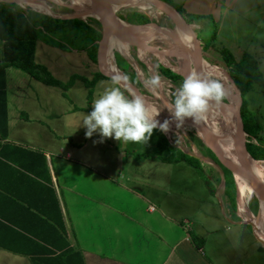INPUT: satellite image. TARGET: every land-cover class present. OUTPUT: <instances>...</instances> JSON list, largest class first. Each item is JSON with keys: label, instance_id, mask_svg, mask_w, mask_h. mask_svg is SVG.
I'll use <instances>...</instances> for the list:
<instances>
[{"label": "crops", "instance_id": "0c3cea01", "mask_svg": "<svg viewBox=\"0 0 264 264\" xmlns=\"http://www.w3.org/2000/svg\"><path fill=\"white\" fill-rule=\"evenodd\" d=\"M174 1L183 8L187 17L194 16L192 24L197 29H209L208 17L217 22L216 36L219 41L217 39L216 41L222 47H225L223 42L239 41L242 38V41L234 44L246 47V39L255 35L253 32L264 24V0ZM36 43L33 55L36 51ZM2 49L1 43L0 62ZM12 69L15 68L8 67L5 70L7 135L0 141V146L3 145L1 150L3 156L0 157L11 162L9 164L13 166L10 171L0 168V214L9 222L25 227L33 234L44 236V229L38 226L37 221L30 214L20 213L21 206H41L42 210H51V215L56 219L54 203L56 199L69 245L80 253L84 264H249L248 260L251 261L250 264H264V246L257 239L254 230L241 222V220L246 221L240 214L237 184L234 193L235 209L231 214L233 217L227 216V220H224V224L219 227H217L218 221L223 218L217 215L213 220L200 221L195 232L201 236L203 243L200 245L198 243L197 246L192 242L193 239L188 238L189 227L188 230L181 228L183 232L166 228L159 234L155 230L149 233L135 232V226L132 225L133 222L129 217L119 223V205L116 209H112L110 205L113 200L119 203V198L111 196L100 202L93 201L95 190L90 185L88 177L78 172L79 166L87 167L78 160H72V155L77 154L72 148H68L69 150L65 148L67 150L63 159L52 158L53 154L57 158L56 154L63 152V138L65 136L72 138L57 130L59 124L56 122L64 117V113L58 116L56 112L60 109L53 110L49 107L50 99H55L54 93L57 87L42 84L32 88L30 83L21 81L20 76L14 73L11 74L9 84L8 73ZM26 80L36 81L29 76ZM71 113L68 111L67 114ZM45 120L48 124H44ZM69 141L71 142L70 139ZM209 171L214 173V177L210 179L211 188L206 184L205 189L208 194L205 199L209 201V205H213L211 211L223 207L226 209L229 207L232 211V204L223 197L224 185L218 172H214L212 168H209ZM250 191L252 190L245 189V195L247 196ZM245 203L247 207V201ZM99 207L103 208V211L99 210ZM133 208V203L127 201L123 211L127 215H134L130 214ZM30 213L36 214V211L31 209ZM111 222L115 223L116 229ZM221 230L224 232L232 230L233 237L227 236L223 242L217 238L209 242L211 238L217 237ZM0 233H2L1 238L7 237L5 240L14 243L13 233ZM130 235L133 240L140 241L132 242ZM28 236L35 238L31 234ZM144 247H147L148 251L142 253L141 248L143 250ZM24 249L31 251L30 247ZM236 249L240 250L239 255ZM248 250L252 253L250 258L246 256ZM6 256L8 259L3 261L2 257ZM35 258L39 257L17 255L0 249V264H36Z\"/></svg>", "mask_w": 264, "mask_h": 264}, {"label": "rangeland", "instance_id": "374dc122", "mask_svg": "<svg viewBox=\"0 0 264 264\" xmlns=\"http://www.w3.org/2000/svg\"><path fill=\"white\" fill-rule=\"evenodd\" d=\"M165 1L170 3L174 8L168 6L178 16H182L181 18L186 22L187 15L183 8L178 6V3L174 0ZM67 2H69V0H58L51 3H44L40 2V0H36L37 8H33L32 5L26 3L25 9L30 8L36 13L45 12L44 14L60 17L76 15V12L63 7ZM128 9L144 13L149 18L150 24H155L166 29H173L174 27L166 16L162 15L159 10L144 0H136L130 5L121 7L117 11V14H119V16L124 15L126 12L125 10ZM87 19V17H83L80 20L86 21ZM94 21L96 20L94 19ZM189 27L192 28L191 30L193 32H197L198 30L192 23H189ZM215 33H218V26ZM253 33L255 35L246 39V47H240V44H234L235 42L242 41L243 38L239 41H229V43L223 42V44L230 52L237 54V57H239L242 52L248 53L257 62L259 71L264 80V24L259 30ZM199 35L201 38H204V40L208 38L207 32H202ZM67 39L69 38L66 37L64 40L59 39L64 47L67 48V50L63 51L54 46L47 45L45 42L47 38L44 39V36L39 34L36 43V51L33 55V62H35V64L44 66L52 78L68 85L66 88H56L54 93L55 99H50L51 102H49V107H52L53 110L60 109L56 112L58 116L64 113V117L56 122V124H59V126H57L58 132L65 133L72 137H62L64 145L63 152L57 153V158H55L53 154V160L63 159L65 157V151L68 148H72L74 150L73 152L77 153V156L72 155V160H78L87 167L82 168L79 166L78 172L88 177L90 185L95 190V194L92 197L93 201L100 202L111 196H113V198H119V203L116 200L110 202L112 209L118 208L119 205V223L124 222L123 219L129 217L130 221L133 222L132 225L135 226V232L145 231L149 233L155 230L159 234L166 228H172L173 230L176 229L177 232H183L181 228L185 229L187 223V227L190 229L188 238L193 239L192 242L195 243L196 246L198 243L199 245L202 244L203 240L201 236L197 235L195 232V229L199 227L198 224L200 221L202 222L204 219L208 221L213 220L215 215H217L223 218L218 221L217 227H219L221 224H224V220H227L226 218H232L233 216L231 215L232 211L229 210V207H227V209L224 207L223 209L219 208V210L217 209L212 212L211 209H213V205H209V201L207 202L205 199L208 194L205 189L206 184L209 187L211 184L210 179L214 177V173L209 171V168L215 171L216 167L214 159L205 151V145L199 133H196L194 128L184 125L182 128L172 129L170 132L162 134L167 144L175 148L169 149V151L166 152V157L169 158V160L171 158H179L180 155L178 151L182 154L199 157L202 162L198 161L201 162L200 167L204 172V174L201 175L185 163L179 162L177 164H171L169 161L162 162L160 160L158 150L160 146H164L165 144L160 140L157 130H153V134L147 144L130 142L120 143L111 138H107L103 143H99V137L95 134L91 138H85L84 128L79 127L84 115L91 111L92 102L102 94L105 89L111 88L113 85L111 81L105 78H98L93 52L90 50H74L72 48H75V45L70 43ZM216 39L219 41L217 36ZM218 41L215 40L214 42L217 43ZM146 45L152 47H166L169 44L162 41H153ZM217 50V48L203 47L204 54L202 58L208 65L226 73L218 59ZM119 52L124 60L129 62L127 64L130 67L132 65L135 67L140 81L144 84V89L146 91L142 89L141 91H143L147 97L146 104L150 107L163 109L166 104L171 103L180 85L173 84L159 76L156 67L159 65L164 67L175 66L172 63L175 61L174 56L162 55L166 61L163 64L159 61L157 56L148 57L139 55L132 50H130L129 53L127 45ZM119 52L118 50L112 52L114 67V53L119 54ZM13 73L20 76L21 81L30 83L32 88L42 86L41 83L36 81L26 80L28 76L18 69H12V71L8 73L9 84L11 83V74ZM121 75L125 77L122 73ZM153 77H158L157 84L154 87L146 86L145 81ZM230 83L232 84L231 81ZM235 92L237 91L235 90ZM125 95L127 94L125 93ZM240 99L239 96V100ZM245 100L248 109L255 114V123L261 126L260 135L264 138V96L260 92L259 87L254 86L252 90L246 94ZM224 101L226 102L225 98ZM68 111L72 113L67 114ZM168 118L169 113L163 110L157 119L163 122V120ZM62 122L65 124L63 125ZM46 123L48 124L45 120L44 124ZM217 127H219V124H217ZM52 128L55 127L52 126ZM94 141L97 142L94 143ZM252 141L255 143L253 139ZM205 178L207 180H205ZM254 196L253 190L246 196L247 210L253 218H255L258 213V202H256L257 200L255 201L256 198L254 199ZM127 201L133 203L134 208L131 210L130 214L134 215H127L123 211L127 206ZM213 204H215V201H213ZM99 210L103 211V208L99 207ZM137 215L139 217H136ZM189 216H193L194 218H189ZM193 219L194 221H191ZM138 220H140V223H138ZM226 224L229 225L228 223ZM111 225L114 226L115 223L111 222ZM227 236L233 237L232 230L227 232L221 230L219 235L211 238L209 242L215 238L223 242ZM130 239L134 243L140 241L133 240L131 235ZM143 250L141 248L142 253L147 252L148 248L144 247ZM237 254H240V250L237 251ZM251 255L252 253L250 250L246 251V256L248 258H250ZM7 259V256L2 257L3 261ZM247 262L250 264L251 261L248 260Z\"/></svg>", "mask_w": 264, "mask_h": 264}, {"label": "trees", "instance_id": "16d2710c", "mask_svg": "<svg viewBox=\"0 0 264 264\" xmlns=\"http://www.w3.org/2000/svg\"><path fill=\"white\" fill-rule=\"evenodd\" d=\"M160 1L173 7L165 0ZM125 11L124 15H120L121 17H119L130 24L142 25L150 22L149 18L140 11L131 9ZM193 19H195L194 16L187 17L186 23L189 25V23H192ZM207 19H209L208 22L210 23L208 26L209 29H198L197 32H194L195 36L201 43L202 49L203 47L218 49L217 56L220 64L231 78L241 98L240 114L244 132L247 135L246 151L253 160L263 161L264 138L260 135L261 126L255 123L256 116L248 109L245 100L246 94L250 92L254 86H258L260 92L264 96L263 76L259 71L257 62L248 53L242 52V54L237 57L224 46L218 45V42H214L216 40L215 32L218 25L217 22L211 18L208 17ZM202 32H207V40L200 37L199 34ZM39 34H42L44 39L47 38V41H45L47 45L54 46L63 51L67 50V48L64 47L60 40H64V38L68 37L69 39L67 40L75 45V48L72 49L77 51L90 50L93 52V57L96 61V42L100 40L101 29L99 23L94 21V19L88 18L86 21L80 19L60 20L28 9H22L16 5L0 3V42L3 48L2 61L0 62V141L5 139L7 135V114L4 93L6 68L12 67L18 69L46 86L57 88L68 87V85L52 78L44 66L33 62L35 43ZM114 58L115 67L127 77L130 83L140 88L134 70L118 53H114ZM156 69L159 76L173 84L180 85L183 81L182 77L161 65L157 66ZM97 76L98 78L104 79L99 73H97ZM222 101H224V98H222ZM157 133L158 136H160V140L165 144L164 146H160L161 149L159 148L158 150L162 162L169 161L171 164L182 162L194 168L200 175L202 174L200 167L201 162L188 154H182L178 151L180 155L179 158H171L169 160V158L166 157V152H168L169 149L175 148L167 144L161 132L157 131ZM204 149L207 154L213 158L211 152L206 147H204ZM1 150H3V145L0 146V156H3ZM9 163L11 162H7L0 157V168L5 171L12 170L13 166ZM214 172L217 173L216 170ZM205 180L207 179L205 178ZM234 193L235 186L226 181L224 183L223 197L232 204V212L235 209ZM54 203L57 213L56 219L51 215V210H42L41 206H21L20 213L30 214L32 218L37 221L38 226H40L42 230L44 229V236L33 234V232L28 231L25 227H21L14 222H9L6 217L0 214V232H10L13 233L14 236V243H10L5 240L7 237L1 238L2 233H0V249L17 255H31L32 258L39 257L34 259L35 261L37 259L36 264H84L80 253L72 249L69 245L63 222L60 220V212L56 199H54ZM31 209L35 210L36 214L30 213ZM14 231H16L15 234ZM28 234H31V236L35 238H30ZM28 247L31 248V251L24 249Z\"/></svg>", "mask_w": 264, "mask_h": 264}, {"label": "water", "instance_id": "95a60500", "mask_svg": "<svg viewBox=\"0 0 264 264\" xmlns=\"http://www.w3.org/2000/svg\"><path fill=\"white\" fill-rule=\"evenodd\" d=\"M107 1L108 0H87L88 9L81 10L84 13L88 12V15L86 17L95 19L100 25L101 37H100V40L96 42V45H97L96 66H97L98 73L102 77L111 81L112 77L114 76L113 74L104 71L103 64L101 63L102 60H101V58H98L99 51L100 50L105 51L109 36H111V35L119 36V38L125 43V45H127L129 53H130V50H132L139 55H144V56H148V57L149 56L155 57L157 55H172L179 62L188 66L189 73L187 76H189L191 74L190 72L193 71V69H195L196 74H200L202 76H205L204 72H203V68H202V56L204 53H203L201 43L199 42V40L195 36V33L191 30L192 28H190L189 25L180 16H178L167 4L161 2L160 0H154L156 3V6H157V10H159L162 13V15L166 16L171 21L172 25L174 26L173 29L162 28V27H159L155 24H150V23L142 24V25L130 24V23L126 22L125 20L121 19L119 17V14H117V11L111 10L109 8ZM40 2L51 3L53 1L40 0ZM0 3L16 5L22 9L26 8L25 7L26 2H24L23 0H17V1H15V0H0ZM63 7L69 9L70 11L76 12V15L67 16V17H60V16L48 15V14H44V13H39V14H43L45 16H49L51 18L60 19V20H71V19H82L83 18L77 14V12H78L77 9L74 8L71 4H69V2H67V4H64ZM28 10L33 11L30 8ZM147 25H153L154 28L156 29L157 33L165 36L167 39L171 40L172 43L166 47H152V46H147L146 44L144 46H140L139 44L134 43L131 40V38L129 37L131 30H134V29L144 30V29H146ZM183 27L187 28L191 32L193 42L195 43V46L197 48L196 52H193L190 49L185 48L177 40L178 38L174 35V29L175 28L182 29ZM119 55H121V54L119 53ZM162 67H164V66H162ZM132 68L134 69V71L136 73L138 82L140 84V88L134 86L128 80L125 83H126L127 87L131 88V90L133 92H135L137 95L142 96L145 100V103H147V97L143 93V91H141V89L145 90L144 84L140 81V79L138 77V73L136 72V69L133 65H132ZM164 68H167L171 72L179 75L180 77H182V79L186 78L185 76L180 75L179 73L173 71L170 67H164ZM226 75L229 77L228 74H226ZM229 79L231 81L230 77H229ZM233 87L235 88L234 85H233ZM121 89L125 91L123 86L121 87ZM235 90L237 91V94L239 95L238 90L236 88H235ZM125 92L128 95V92L127 91H125ZM220 104L225 105L226 102L221 100L218 103V105L212 104L211 107L219 108ZM240 105H241V99L239 100V104L237 105L236 110L234 112V116H235L236 122H237V129H236V134H235V146H236V150H237V156H238L239 161H240L238 166L227 167L225 165V163L222 160V153L218 147V144L215 141V138L213 137V135L206 128L203 121L193 122L189 118V119H186L182 123V125L190 126V127L194 128L196 133H199V132L201 133V135L204 138L205 147L211 152V154L213 156L216 170L220 176L221 183L223 185L226 181H228L235 186L237 184L238 180H243L247 183V185H249V187H251L253 190L257 191L261 196L264 197V177L263 178L258 177L257 175L252 173V171L249 168L248 159L251 157L249 156V154L246 151L247 135L245 134L244 128H243V122H242L241 114H240ZM173 123H178V122L170 121L169 125H171ZM191 157H193L199 161H202L199 157H196L194 155H191ZM255 162H264V160L263 161H255ZM241 222L249 225L253 230L255 229L253 224L248 223V222L246 223L243 220H241ZM257 239L264 246V243L258 237H257Z\"/></svg>", "mask_w": 264, "mask_h": 264}, {"label": "clouds", "instance_id": "9594fccd", "mask_svg": "<svg viewBox=\"0 0 264 264\" xmlns=\"http://www.w3.org/2000/svg\"><path fill=\"white\" fill-rule=\"evenodd\" d=\"M127 77L114 75L113 87L105 89L91 105V111L84 115L81 125L85 138L98 135L99 143L111 138L120 143L147 144L153 130L167 133L170 121L182 124L186 118L200 122L212 104H217L225 95L222 83L200 74H190L183 79L171 103L163 109L150 107L142 96L128 88ZM158 77L145 81L146 86H155ZM128 95H125L121 87ZM167 110L169 118L161 122L157 119L161 111ZM97 141H94L96 143Z\"/></svg>", "mask_w": 264, "mask_h": 264}, {"label": "bare ground", "instance_id": "6f19581e", "mask_svg": "<svg viewBox=\"0 0 264 264\" xmlns=\"http://www.w3.org/2000/svg\"><path fill=\"white\" fill-rule=\"evenodd\" d=\"M17 1V0H15ZM29 5H32L33 8H37L36 0H23ZM58 1V0H52ZM136 0H108V5L111 10L118 11L121 7L130 5L132 2ZM147 3L151 4L154 8L157 9L156 3L154 0H144ZM69 4H71L74 8L77 9V14L81 17H86L88 12L84 13L81 10L88 9L87 0H69ZM39 10V9H38ZM45 13V12H44ZM53 13V12H52ZM184 28V29H183ZM175 28L174 35L178 38L177 40L187 49H190L193 52L197 51L195 43L193 42V38L191 32L183 27ZM131 40L139 44L140 46H144L153 41H162L168 44H171L172 41L167 39L165 36L160 35L156 32L154 26H147L144 30L134 29L131 30L130 36ZM125 47V43L119 38V36L111 35L109 36L105 51H99L98 58H101L103 69L105 72L111 73L113 75L122 76L121 73L114 67L113 65V51L114 50H123ZM159 61L161 63H165V59L162 55H157ZM175 61L172 62L173 65L170 67L173 71L179 73L187 77L189 70L188 66L179 62L175 57ZM166 66V65H165ZM202 68L205 77L213 78L220 81L224 87V98L226 99V104H220L219 108L211 107L209 108L205 119L202 120L205 124L206 128L210 131V133L215 138V141L218 144V147L222 153V160L227 167H234L239 165V158L237 156V150L235 146V134L237 129V122L234 116V112L236 110L237 105L239 104V96L237 92H235L234 87L230 83L229 77L225 72L220 71L210 65H208L202 58ZM191 74H196L195 69L190 72ZM222 75V76H221ZM224 75V76H223ZM123 77V76H122ZM159 90V89H158ZM166 104V103H165ZM189 119V118H186ZM219 124V127H217ZM179 123H173L169 125V131L172 129L182 128L180 126H184ZM199 136L204 143V138L199 132ZM205 144V143H204ZM249 168L260 178L264 177V162H255L252 158L248 159ZM238 186V199L240 205V214L242 218L248 223L253 224L254 232L256 236L264 243V197L261 196L257 191L253 190L247 183L243 180L237 181ZM253 190L255 197L258 202V213L255 218L249 213L246 207L245 201V192L244 190Z\"/></svg>", "mask_w": 264, "mask_h": 264}, {"label": "built area", "instance_id": "2783aa9c", "mask_svg": "<svg viewBox=\"0 0 264 264\" xmlns=\"http://www.w3.org/2000/svg\"><path fill=\"white\" fill-rule=\"evenodd\" d=\"M187 226H188V224L186 223V227H185V230H188V227H187Z\"/></svg>", "mask_w": 264, "mask_h": 264}]
</instances>
